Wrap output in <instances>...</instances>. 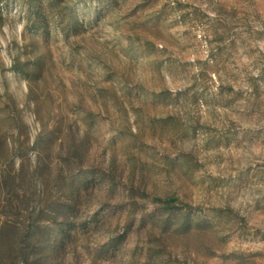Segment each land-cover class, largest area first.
<instances>
[{
    "label": "rangeland",
    "instance_id": "rangeland-1",
    "mask_svg": "<svg viewBox=\"0 0 264 264\" xmlns=\"http://www.w3.org/2000/svg\"><path fill=\"white\" fill-rule=\"evenodd\" d=\"M0 264H264V0H0Z\"/></svg>",
    "mask_w": 264,
    "mask_h": 264
},
{
    "label": "trees",
    "instance_id": "trees-1",
    "mask_svg": "<svg viewBox=\"0 0 264 264\" xmlns=\"http://www.w3.org/2000/svg\"><path fill=\"white\" fill-rule=\"evenodd\" d=\"M158 202H162L163 205H166V206H169L171 205L172 203L166 201V200H158Z\"/></svg>",
    "mask_w": 264,
    "mask_h": 264
}]
</instances>
